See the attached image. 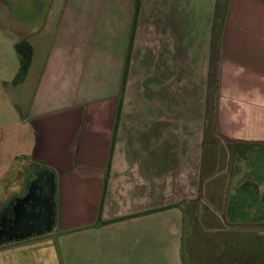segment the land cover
<instances>
[{
	"label": "crops",
	"instance_id": "crops-1",
	"mask_svg": "<svg viewBox=\"0 0 264 264\" xmlns=\"http://www.w3.org/2000/svg\"><path fill=\"white\" fill-rule=\"evenodd\" d=\"M110 1L108 8L123 10L124 31L121 35L108 17L104 49L98 40L100 14L92 9L83 14L89 5L83 1L75 8L68 1L57 7L50 4L46 11L56 18L47 19V14L24 33L3 28L0 21V221L11 214L13 200L25 193L37 170L50 167L56 181L52 230L0 240V264H68L74 248L62 247L64 234L85 226L96 228L98 221L124 220V215L142 211L136 205L145 196L164 199L162 172L135 170L136 162L128 167L119 138L124 118L119 116L120 101L124 114L140 12L156 0ZM210 10L213 23L208 26L200 68L203 92L213 104L216 133L228 142L264 143V0H212ZM150 26L152 43L175 52V35L165 31L164 24ZM22 38L32 44L33 54L25 75L17 80L20 59L15 43ZM116 38L121 45L113 44ZM164 52L155 58L168 59L169 52ZM157 67L164 69L161 64ZM210 168L204 171L208 173L204 188L226 190V182L219 181L218 186L208 182L218 171ZM165 180L172 210H183L176 214L175 228L184 230V206L189 202L174 200V168L166 171ZM132 188L137 190L133 198L126 197ZM219 197L217 213L202 210L205 220L221 217L226 201ZM155 205L157 209L164 203ZM95 259L110 263L105 256Z\"/></svg>",
	"mask_w": 264,
	"mask_h": 264
},
{
	"label": "rangeland",
	"instance_id": "rangeland-1",
	"mask_svg": "<svg viewBox=\"0 0 264 264\" xmlns=\"http://www.w3.org/2000/svg\"><path fill=\"white\" fill-rule=\"evenodd\" d=\"M67 1L74 8L79 1L89 4L84 6L83 14L91 11L100 14L97 29L99 45L103 49L108 38V17L122 35L123 10L117 6L108 8L110 0H4L0 21L3 28L24 33L33 24H41L47 14L50 16L47 19L56 18L53 12L46 11L50 4L57 7ZM160 3L156 0L140 12L137 37L132 43L124 114L123 101L120 106L119 116L124 118L119 138L128 167L132 168L136 162L135 170L162 172L163 179H158L163 187L164 199L161 202L145 196L144 202L136 205L142 211L124 215V220L98 221L96 228L85 226L64 234L61 237L62 247L74 248L66 260L68 264H100L96 256H105L110 260L109 264H176L178 261L179 264H264V197L261 195L264 192V143L253 141L248 148L247 160L238 146L226 147V150L220 147L222 154L219 155V162L210 166L209 156L214 147L207 140L202 142V136L212 139L215 123L213 104L203 92L200 68L207 46L208 26L213 23L210 17L212 0H176L175 3L174 0H162ZM91 5L92 8L89 7ZM151 24L156 28L164 24L165 31L168 29L173 37L175 35V52L165 44L162 47L152 43ZM162 35L164 37L166 33L162 32ZM118 39L113 41L115 46L121 45ZM162 51L169 52L168 59L164 56L155 58L163 54ZM158 64L164 69L157 67ZM217 135L224 138L221 134ZM203 147L204 161L199 156ZM224 154L227 157L222 163ZM231 157V166L243 164L246 168H254L251 177L255 184L249 185V188L231 184L226 190L214 185L211 189H203L202 200L195 199L189 203L190 206L185 204L183 216L186 229L180 226L177 230L175 225L178 227L179 222L176 216L178 211L182 213L183 210L180 207H177L180 208L178 211L172 210V199L165 189L166 171L174 168V200L183 202L197 195V183L203 169L205 172L210 167L218 170L214 181L208 182L217 186L219 181L225 183L228 178L220 170L223 166L222 173L225 174ZM205 174L202 177L208 180V173ZM146 177V174L143 175L144 185L149 183ZM250 186L258 189L253 192ZM239 187L241 189H236ZM136 191L130 189L126 197L133 198ZM151 192L148 191L149 194ZM225 192L229 206L238 201L237 207L233 206V212H228V219L237 224L238 230L233 226L226 228L227 225H221L216 220L206 221L204 212L200 211L204 208L203 200L220 207L217 198L220 194L223 199ZM160 203H164L163 207L159 206ZM155 204L159 208H153ZM177 243L179 248H176Z\"/></svg>",
	"mask_w": 264,
	"mask_h": 264
},
{
	"label": "water",
	"instance_id": "water-1",
	"mask_svg": "<svg viewBox=\"0 0 264 264\" xmlns=\"http://www.w3.org/2000/svg\"><path fill=\"white\" fill-rule=\"evenodd\" d=\"M55 189L54 170L48 166L37 170L30 178L25 193L13 200L11 214L5 215L6 224L1 225L2 229L5 226L16 230L12 235L15 238L51 230L56 215Z\"/></svg>",
	"mask_w": 264,
	"mask_h": 264
},
{
	"label": "trees",
	"instance_id": "trees-1",
	"mask_svg": "<svg viewBox=\"0 0 264 264\" xmlns=\"http://www.w3.org/2000/svg\"><path fill=\"white\" fill-rule=\"evenodd\" d=\"M15 48H16V50H17V52H18V54H19V59H20V63H19V68H18V71H17V74H16V79L18 80V79H21L24 75H25V73H26V71H27V69H28V67H29V65H30V62H31V59H32V54H33V47H32V44L27 40V39H25V38H22V39H20V40H18L16 43H15ZM120 106H121V101H120ZM120 109V108H119ZM215 126H214V124H213V128H212V139L208 136V138H207V136H202L203 138H202V142H205V140H207V141H209V145L210 146H212V147H214V149L212 150V153L210 154V156H209V159H210V161L208 162V165L210 164V166H212V165H215L216 163H218L219 162V155L220 154H222V150L223 149H230V148H232V147H234V148H237V146L241 149V153H242V156H244L243 158L245 159L246 158V160L248 159V156H249V151H248V148L251 146V145H253V144H251L252 142H228V141H226V140H224V139H222L221 137H219V135H217V133H216V131H215V128H214ZM211 134V133H210ZM208 135H209V133H208ZM211 136V135H210ZM211 140V141H210ZM208 143V142H207ZM208 145V144H207ZM221 145V146H220ZM206 147V146H205ZM205 147H203L201 150H200V153H199V156L203 159V158H205L206 156H205V154H204V150H205ZM220 147H222V150H219V148ZM227 147V148H226ZM225 156L222 158V163L224 162V160H225V158L227 157V155L226 154H224ZM244 159H242L243 161H244ZM231 160H232V157L230 158V162H229V165H230V167H229V169H226V171H225V173L226 174H229L230 173V171H232L231 170ZM203 161H204V159H203ZM202 161V162H203ZM232 162H234V161H232ZM243 163V162H242ZM203 164H204V162H203ZM228 164V163H227ZM204 165H206V164H204ZM204 165H202V166H204ZM236 165V164H235ZM234 165V166H235ZM243 165V164H242ZM227 166V165H226ZM237 166V165H236ZM238 166H239V164H238ZM233 167V166H232ZM222 168H223V166H222ZM203 171H205L204 169L200 172V176L202 177L203 176V174H204V172ZM251 171L252 172H254V168L253 167H251ZM210 175H214L213 173L212 174H210ZM202 179V178H201ZM243 186V187H242ZM242 186H240L241 188H249L248 186L249 185H242ZM236 188V189H241V188ZM251 187V189L253 190V192H254V190H256V189H258V188H256V187H252V186H250ZM264 192L261 194L263 197H264ZM237 196H239V194L237 195ZM226 197H227V194H226ZM227 200H226V206H227V208L229 207V210H228V212H230V211H232L233 212V206L234 205H236V207H237V204H238V201H232L233 202V204L234 205H228L227 204ZM241 202H243V200H241ZM170 204H168L167 206H169ZM165 207V206H164Z\"/></svg>",
	"mask_w": 264,
	"mask_h": 264
},
{
	"label": "flooded vegetation",
	"instance_id": "flooded-vegetation-1",
	"mask_svg": "<svg viewBox=\"0 0 264 264\" xmlns=\"http://www.w3.org/2000/svg\"><path fill=\"white\" fill-rule=\"evenodd\" d=\"M4 1V0H2ZM2 1H0V5L2 7ZM231 169H233L232 171H230V173L227 175V181H226V185H227V188L231 185V184H234L235 186H242V185H251V184H255V181H253V177H251V167H245V166H242V165H237V166H231ZM202 178V179H201ZM197 195L194 197V198H186V200H184L185 202H191V201H196V200H200L202 198V193H203V189L204 188V182H203V177H200V180L198 181L197 183ZM252 187H255V186H252ZM214 194V193H213ZM225 196H223V200L226 201L227 200V197H226V192L224 194ZM196 199V200H195ZM202 200V199H201ZM220 200V197L218 196L217 198V202ZM176 203H181L180 200H175ZM183 201V202H184ZM203 204H204V208L201 209V211H209L212 210L214 212L217 213V207L214 205V204H211L210 201H206V200H203ZM11 210V208H10ZM222 211L223 213L221 214V217L218 219V218H215L216 221H218V223H220L222 225V223L224 225H227L226 228H233L238 230V228L236 227L237 224L235 225L232 221V219H228V211H227V206L223 205L222 206ZM213 212L214 216L215 213ZM207 214V213H206ZM210 215V214H209ZM209 215H206V216H209ZM8 216H10V214H8ZM220 216V215H219ZM210 217V216H209ZM206 221H210V220H206ZM251 222H254V220H250ZM256 222V221H255ZM6 224L5 222V218H3L1 221H0V227L1 225H4ZM217 223H215L214 225H216ZM54 225V224H53ZM235 226V227H234ZM53 228V227H52ZM222 229V228H220ZM52 230V229H51ZM46 232V231H45ZM16 233V230L12 229V228H6L4 226V228L2 229V227L0 228V240H6V239H9L13 234Z\"/></svg>",
	"mask_w": 264,
	"mask_h": 264
}]
</instances>
